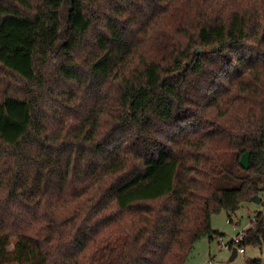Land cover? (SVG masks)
Here are the masks:
<instances>
[{"label":"trees","instance_id":"obj_1","mask_svg":"<svg viewBox=\"0 0 264 264\" xmlns=\"http://www.w3.org/2000/svg\"><path fill=\"white\" fill-rule=\"evenodd\" d=\"M67 5L0 0V264H185L264 191V0Z\"/></svg>","mask_w":264,"mask_h":264},{"label":"rangeland","instance_id":"obj_2","mask_svg":"<svg viewBox=\"0 0 264 264\" xmlns=\"http://www.w3.org/2000/svg\"><path fill=\"white\" fill-rule=\"evenodd\" d=\"M264 199V191L261 193ZM263 210L262 204L249 201L234 214H229L226 210H221L212 215L211 224L214 230L220 234H215L213 238L204 236L195 242L194 248L185 264H245L249 258L259 257L264 262V245H251L245 248V253H239L235 258H231L232 251L225 249L220 241L223 239L229 242L235 236L247 229L257 212ZM232 219L233 221H230ZM14 243L10 244L12 248Z\"/></svg>","mask_w":264,"mask_h":264},{"label":"water","instance_id":"obj_3","mask_svg":"<svg viewBox=\"0 0 264 264\" xmlns=\"http://www.w3.org/2000/svg\"><path fill=\"white\" fill-rule=\"evenodd\" d=\"M72 0H67L68 5L66 6L67 8L70 7V3ZM199 50V49H198ZM240 164L242 165V167H244L245 169H248L250 167V153L249 152H245L240 159ZM252 201L257 203V204H262L264 206V199L262 198V196L260 195H255L252 197ZM237 256V248L234 247L232 249V256L231 258H235Z\"/></svg>","mask_w":264,"mask_h":264},{"label":"built area","instance_id":"obj_4","mask_svg":"<svg viewBox=\"0 0 264 264\" xmlns=\"http://www.w3.org/2000/svg\"><path fill=\"white\" fill-rule=\"evenodd\" d=\"M244 230L239 233V235L235 236L233 239H231L229 242H225L223 239L220 241V244L225 248V249H230L232 250L234 247L237 248V255L239 253H245V247L239 246V243L242 241L244 238ZM264 264V262H262Z\"/></svg>","mask_w":264,"mask_h":264},{"label":"crops","instance_id":"obj_5","mask_svg":"<svg viewBox=\"0 0 264 264\" xmlns=\"http://www.w3.org/2000/svg\"><path fill=\"white\" fill-rule=\"evenodd\" d=\"M233 221V220H232ZM232 251V250H231Z\"/></svg>","mask_w":264,"mask_h":264}]
</instances>
